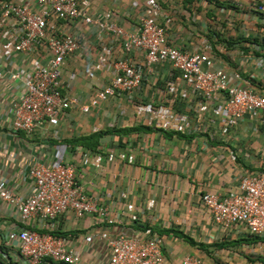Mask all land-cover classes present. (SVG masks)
<instances>
[{
    "label": "crops",
    "instance_id": "0c3cea01",
    "mask_svg": "<svg viewBox=\"0 0 264 264\" xmlns=\"http://www.w3.org/2000/svg\"><path fill=\"white\" fill-rule=\"evenodd\" d=\"M159 2L173 18L168 32L172 45L190 54L207 51L215 68L253 76L255 87L264 94V14L252 7L251 0ZM90 12L116 27L135 31L145 5L144 0H90ZM53 26L62 35L78 36L83 45L61 68L62 93L75 103L58 126L44 124L31 134L13 132L8 121L10 107L20 99L23 88L0 80V180H6L23 197L31 193L28 168L32 159L45 164L73 162V139L144 127L137 104L167 100L163 84L172 70L159 64L148 71L144 68L145 83L136 101L117 94L92 104L112 79L109 65L102 71L94 66L102 55L112 60L124 58L122 44L114 33L100 36L98 29L77 20L71 24L55 20ZM143 55L134 52L130 57L143 66ZM23 65L22 58L14 56L1 61L0 69L8 74ZM172 76L183 84L178 73ZM214 101L205 112L192 116L190 128L181 135L156 129L100 139L101 163L79 167L77 181L97 197L102 214L76 218L69 213L59 218L57 232L71 237L79 264L109 263L103 243L84 242L85 235L105 228L123 234L148 230L161 235L166 264H180L189 255L199 257L203 264H264L259 261L264 258V235L250 237L239 226L219 227L201 206L202 194L226 193L237 187L246 172H264V128L258 117L247 114L225 131L217 114L222 102L219 95ZM190 104V99L175 101L187 113ZM129 150L135 153L134 163L116 158L120 154L126 157ZM22 228L16 209L0 201V264H20L18 248L6 241V235ZM27 228L39 230L41 226L31 222ZM219 243L226 246L216 248ZM43 264L62 263L45 260Z\"/></svg>",
    "mask_w": 264,
    "mask_h": 264
},
{
    "label": "built area",
    "instance_id": "2783aa9c",
    "mask_svg": "<svg viewBox=\"0 0 264 264\" xmlns=\"http://www.w3.org/2000/svg\"><path fill=\"white\" fill-rule=\"evenodd\" d=\"M251 2L258 13L264 14V0ZM144 5L145 14L139 19L138 28L126 31L91 14L90 0H0V63L19 56L25 64L8 74L0 69V80L7 79L23 88L20 99L10 107V129L31 134L44 124L57 127L60 118L74 106L75 101L62 93L61 68L83 45L78 36L58 33L53 26L55 20L65 24L80 21L98 29L100 36L114 33L126 53L122 59L99 57L94 70L102 71L109 65L112 79L92 104L117 94L136 101L145 83L144 68L148 71L163 64L172 70L163 84L167 100L137 104L144 127L172 133L187 131L192 118L205 112L219 95L222 102L217 114L223 130L228 131L247 114L257 116L264 128V94L255 87L254 77L215 68L207 51L190 54L172 45L168 32L173 18L164 13L159 0H144ZM40 52L43 54L39 55ZM134 52L144 54V67L130 57ZM173 72L179 74L182 85L173 79ZM187 99L191 100L190 113L175 106V101ZM73 149V162L45 164L31 160L28 177L32 188L27 197L18 195L6 180H0V201L16 209L23 225L21 230L6 235V241L18 248L20 264H43L45 260L80 263V257L71 248V237L57 233L59 218L69 213L76 218L102 214L97 197L77 181L78 168L99 165L102 155L82 145ZM116 158L130 164L136 160L131 150L126 157L120 154ZM201 206L219 227L239 226L250 237L263 236L264 172H246L237 187L226 193L202 194ZM31 222L41 228H27ZM96 240L107 247L108 264H166L162 236L148 230L123 234L105 228L84 236L86 244ZM180 264L203 261L189 255Z\"/></svg>",
    "mask_w": 264,
    "mask_h": 264
},
{
    "label": "trees",
    "instance_id": "16d2710c",
    "mask_svg": "<svg viewBox=\"0 0 264 264\" xmlns=\"http://www.w3.org/2000/svg\"><path fill=\"white\" fill-rule=\"evenodd\" d=\"M151 130H154V129L149 128V127H143V126H136V127L124 128V129H115V130H111V131L94 133V134H91L89 136H80L79 138L73 139L70 142V144H71L72 148H74L75 146H78V145L79 146L82 145V146L86 147V149H89L93 152H96L97 147L99 146L100 139L105 135H108V134H119V135H121V134H129L131 132L151 131ZM165 133H172V132H165ZM173 134L181 135L180 133H173ZM225 246H226V243H219V244L215 245L216 248H223ZM201 247L204 248V246H201ZM259 261L264 263V258H261Z\"/></svg>",
    "mask_w": 264,
    "mask_h": 264
}]
</instances>
